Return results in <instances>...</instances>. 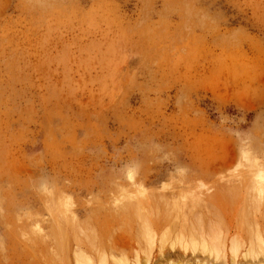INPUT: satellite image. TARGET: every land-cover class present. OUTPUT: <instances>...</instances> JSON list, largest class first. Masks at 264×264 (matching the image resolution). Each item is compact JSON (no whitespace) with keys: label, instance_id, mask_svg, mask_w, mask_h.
Masks as SVG:
<instances>
[{"label":"rangeland","instance_id":"obj_1","mask_svg":"<svg viewBox=\"0 0 264 264\" xmlns=\"http://www.w3.org/2000/svg\"><path fill=\"white\" fill-rule=\"evenodd\" d=\"M262 174L264 0H0V264H264Z\"/></svg>","mask_w":264,"mask_h":264},{"label":"bare ground","instance_id":"obj_2","mask_svg":"<svg viewBox=\"0 0 264 264\" xmlns=\"http://www.w3.org/2000/svg\"><path fill=\"white\" fill-rule=\"evenodd\" d=\"M261 174V173H260ZM263 178H264V175L262 174L261 175ZM136 190H138L139 191V188H135ZM255 193H257V192H255ZM255 193H253V195L255 194ZM258 193H260L261 194V192H258ZM263 193V192H262ZM256 195V194H255ZM258 195V194H257ZM256 195V196H257ZM262 196L260 197V198H262L263 197V195L264 194H261ZM255 199V198H254ZM264 199V198H263ZM259 200V199H258ZM256 203V202H255ZM258 203V202H257ZM132 208V207H131ZM136 208V207H135ZM138 208H139V206H138ZM212 208V207H211ZM124 209V208H123ZM127 209V208H126ZM250 209H252V211H253V208L251 207H249L248 209H244L243 210V216L244 217H246V215L251 211ZM128 210V209H127ZM189 210H191V209H189ZM218 210V212L216 211V210H214L215 212L213 213V212H211L212 214H213V217H215V215H216V217L218 216V218H216V219H218V222H216L215 220H209V225H212V223L213 224H217V225H219L220 223H221V221H223V220H221L222 219V212L221 211H219V209H217ZM250 210V211H249ZM257 210V209H256ZM125 212H126V210H124ZM136 211V210H135ZM169 211H170V209H169ZM180 212V209H178L177 210V212ZM187 211H188V209H187ZM153 212L154 211H150V210H148V209H146V208H144V209H138L137 210V213H134V214H136L137 215V217H135V218H140L141 219V221L143 222V223H146L145 225H147V224H149V226H147L148 227V229H150L151 230V232H154V230H153V228H152V226L154 225L153 223H151V215L153 214ZM165 212V214L164 215H167L168 213H170V212H166V211H164ZM184 212V211H183ZM119 213V212H118ZM157 214L158 213H160V212H156ZM167 213V214H166ZM122 214V213H121ZM200 214L201 213H199V212H193V216H192V220H190V223H183V224H181L180 226H181V235H182V237L179 239V241H181V243L182 244H184L183 246H182V248L185 250V252L187 251L188 252V250H190V245H189V243H192V249L195 251V249H196V247H197V245L199 244L197 241H196V237H195V235H197L196 234V228H203V227H201V226H197V222L200 220V218H201V216H200ZM129 215V214H128ZM168 215H170V214H168ZM134 216V215H133ZM199 216H200V218H199ZM203 216V215H202ZM212 216V215H211ZM185 217V216H184ZM191 217V216H190ZM202 218H204V217H202ZM201 218V219H202ZM74 219V218H73ZM78 219V218H77ZM136 219V220H137ZM198 219V221L196 222V220ZM248 219V218H247ZM75 220V219H74ZM130 220V219H129ZM245 220V219H244ZM249 220V219H248ZM124 221V220H123ZM156 221V220H155ZM163 221V220H162ZM202 220H200V222H201ZM139 222V221H138ZM200 222H198V223H200ZM204 219H203V223H201L200 225H202V226H205V224H204ZM137 223V222H136ZM153 224V225H152ZM195 224H196V226H195ZM249 224V223H248ZM73 225V224H72ZM77 226V225H76ZM88 226V225H87ZM112 226V225H111ZM144 226V225H143ZM160 226V225H159ZM175 226V225H174ZM221 226V225H220ZM78 227V226H77ZM94 227V226H93ZM176 227H177V225H176ZM212 226H209V230H207L208 232H210V228H211ZM213 227H215V226H213ZM258 227V226H257ZM261 227H263L262 225H261ZM261 227H259V228H261ZM57 228V227H56ZM79 229H78V232H79V230H80V232L81 233H84V232H82L83 231V228L81 229V227L79 226L78 227ZM90 228H91V226H90ZM89 228V230H91ZM145 228V227H144ZM173 228H175V227H173ZM85 229H87V228H85ZM147 229V228H146ZM154 229H156V228H154ZM212 229V228H211ZM215 229V228H214ZM213 229V230H214ZM217 229V228H216ZM215 229V230H216ZM246 229V228H245ZM244 229V230H245ZM40 230H42L41 228L38 230L40 233L42 232V231H40ZM82 230V231H81ZM109 230V229H108ZM179 230V229H178ZM199 230V229H198ZM213 230H212V233H213ZM263 230V229H262ZM86 231V230H85ZM139 231H140V229H139ZM147 231V230H146ZM145 231V232H146ZM157 231V230H156ZM186 231L188 232V234L186 235ZM206 231V230H205ZM206 231V232H207ZM218 231V230H217ZM247 231V230H246ZM136 232V231H135ZM141 232V231H140ZM178 232V231H177ZM204 232V231H203ZM208 232L206 233V234H208ZM215 232V231H214ZM92 232H90L89 234L90 235H93V236H97V238H99L98 237V234L97 235H95L96 234V232H94L95 234H91ZM164 233H166L165 231H164ZM167 233H170V232H167ZM198 233V232H197ZM205 233V232H204ZM80 234V233H79ZM100 234V233H99ZM150 234V233H149ZM155 234H158V233H155ZM178 234V233H177ZM251 234V233H250ZM259 234V233H258ZM145 235V234H144ZM176 235V234H175ZM205 235V234H204ZM209 235H211V234H209ZM217 235V234H216ZM219 235H221V234H219ZM93 236H91V237H93ZM147 236V235H146ZM199 236V234L197 235V237ZM200 236L202 237L203 236V233L202 234H200ZM214 236V235H213ZM222 236V235H221ZM257 236V235H256ZM261 236V235H260ZM259 236V237H260ZM54 237V236H53ZM88 237V236H87ZM90 237V239L91 240H93V241H96V239L97 238H95V237H93V239ZM109 237V236H108ZM111 237V236H110ZM113 237V236H112ZM137 237V236H136ZM138 237H140L139 235H138ZM151 237V236H150ZM156 237H158V235H156ZM205 237V236H204ZM210 237V236H209ZM209 237H205V239H207V241L209 242ZM142 238V237H141ZM141 238H139V239H141ZM160 238H162V237H160ZM212 238V237H211ZM219 238V237H218ZM258 238V237H257ZM81 239V238H80ZM89 239V238H88ZM109 239V238H108ZM146 239V238H145ZM166 239V238H165ZM170 239V238H169ZM177 239V238H176ZM201 239V238H200ZM205 239H203L204 241H205ZM227 239V238H226ZM250 239V238H249ZM65 241L64 240V236H61V241ZM151 240V239H150ZM152 240H153V238H152ZM157 240V239H156ZM155 240V241H156ZM162 240H164V239H162ZM203 240H202V243H203ZM258 240V239H257ZM261 240V239H260ZM113 241V240H112ZM142 241V240H141ZM140 241V242H141ZM166 241V240H165ZM213 241V240H212ZM221 241V240H220ZM227 241V240H226ZM259 241V240H258ZM54 242V241H53ZM88 242V241H87ZM139 242V241H138ZM164 241H161V243H163ZM238 242H239V240L238 239H233L232 240V248L234 249V251H237V249H238ZM147 243V242H146ZM160 243V242H159ZM178 243V241L176 242V244ZM219 243V242H218ZM240 243V242H239ZM91 244V243H90ZM93 244L94 245H96V248H95V246H94V248L97 250V251H95L96 253H99L100 252V250L98 249V247H97V244H96V242H93ZM154 244V243H153ZM164 244L166 245L167 244V242H164ZM206 244H210V245H212V242L211 243H207L206 242ZM205 243L204 244H202L203 246H202V248L204 249V251L206 250V252H208L207 251V249H209L208 248V245H206ZM217 244V243H216ZM241 244V243H240ZM124 245V244H123ZM155 245V244H154ZM214 245V244H213ZM218 245V244H217ZM222 245H224V246H227L226 244H222ZM246 245V244H245ZM62 246V245H61ZM104 246V245H103ZM144 246V245H143ZM148 245H146V246H144V247H146L147 249H149L148 247L150 246H148ZM163 246V245H162ZM162 246L160 247V244H159V249L161 250V248H162ZM181 246H178L177 247V245L175 246L174 244H172L171 245V247L172 248H179V247H181ZM86 247V246H85ZM92 247V246H91ZM100 247H101V245H100ZM110 247H112V246H110ZM126 247V246H125ZM168 247H169V245H168ZM210 247V246H209ZM222 247V246H221ZM108 248V247H107ZM146 248H145V250H146ZM166 248V246L165 247H163L162 248V250H161V254H162V256H160V257H162V258H168V257H170V256H173V255H177V251L175 252L173 249H172V251H174V252H172V251H170L171 250V248H168V249H170L169 251H168V249H166L165 251H164V249ZM211 248H212V246H211ZM217 248V247H216ZM93 249V248H92ZM139 249V248H138ZM158 249V250H159ZM180 249V248H179ZM233 249H232V252H234L233 251ZM99 250V251H98ZM112 249H110V251H111ZM136 250V249H135ZM196 250H198V249H196ZM211 250V249H210ZM227 250V249H226ZM54 251H56V250H54ZM103 251H105V249H103ZM138 252H134L133 254L136 256V258H138L137 260H139L140 258L139 257H141L140 256V250H137ZM183 251V250H182ZM194 251H192V252H194ZM213 251H214V247H213ZM215 251H217V250H215ZM77 252V251H76ZM116 252V251H115ZM190 252V251H189ZM198 252V251H197ZM224 252V251H223ZM259 252H263L264 253V243H263V240H261L260 241V243H259V245H253V243H252V248L249 250V255H252V256H259L258 254H259ZM82 253V252H81ZM114 253V252H113ZM120 253V252H119ZM123 253V252H122ZM144 253V252H143ZM142 253V254H143ZM203 253V252H202ZM221 253V252H220ZM236 253V252H235ZM77 254V253H76ZM104 254H106V253H104ZM146 254H149V252L148 253H146ZM194 254H196L195 252H194ZM224 254V253H223ZM256 254V255H255ZM80 255V254H79ZM83 255V254H82ZM85 255V254H84ZM100 255H101V253H100ZM108 255V254H107ZM113 255V254H112ZM116 256H117V254H115ZM115 255L114 256H109V257H111L112 259H113V257H115ZM120 255V254H119ZM145 255V254H144ZM102 256H103V254H102ZM106 256V255H105ZM150 256V255H149ZM145 257V258H147V260L146 259H144V261L146 260V262H144V263H148L149 262V258L150 257ZM158 256V257H159ZM210 256V255H209ZM215 256V255H214ZM224 256H225V254H224ZM79 257V256H78ZM81 257V256H80ZM118 257V256H117ZM122 257H123V255H122ZM157 257V260H159L160 259V257L158 258ZM182 257V256H181ZM251 257V256H250ZM84 258V257H83ZM87 258V261H86V264H93L94 262H91V258H89V257H86ZM170 258H172V257H170ZM185 257L183 256V259H184ZM190 259H191V257H189ZM193 259V262L195 261L194 259L196 258V259H198L197 257H192ZM205 258V257H204ZM204 258H201V260H199V262L200 263H204V264H207L208 262L206 261L207 259H204ZM208 258V257H207ZM232 258V257H231ZM258 258V257H257ZM260 258V257H259ZM82 259V258H81ZM98 259V258H97ZM107 259H108V257H107ZM111 259V260H112ZM115 259V258H114ZM124 259V258H123ZM156 259V258H155ZM254 259V258H253ZM262 259V258H261ZM73 260H74V258H73ZM79 260V259H78ZM85 260V259H84ZM117 260H118V258H117ZM128 260V259H127ZM137 260L135 261V262H137ZM165 260V259H164ZM168 261L170 260L169 258L167 259ZM172 260V259H171ZM192 260H189L188 259V262H192ZM210 260H212V259H210ZM235 260V259H234ZM264 260V259H263ZM99 261V260H98ZM107 261V260H106ZM113 261V260H112ZM115 261V260H114ZM120 261V260H119ZM143 261V260H142ZM163 261V260H162ZM162 261L160 262L161 264H162ZM172 261H174V260H172ZM177 261V260H176ZM233 261V260H232ZM236 261V260H235ZM234 261V262H235ZM109 262V261H108ZM178 262V261H177ZM188 262H186V263H188ZM196 262H197V260H196ZM233 262V263H234ZM111 263H113V262H111ZM110 263V264H111ZM115 263V262H114ZM113 263V264H114ZM117 263H118V261H117ZM117 263H115V264H117ZM120 264H121V262H119ZM125 263V262H124ZM132 263V262H131ZM154 263V262H153ZM159 263V261L157 262V261H155V264H158ZM159 263V264H160ZM166 263V262H165ZM165 263H163V264H165ZM169 263H171V264H173L174 262H171V261H169ZM180 264L181 263H183V262H179ZM209 263H210V261H209ZM214 263V262H213ZM236 263V262H235ZM234 263V264H235ZM241 263V262H240ZM80 264V263H79ZM97 264V263H96ZM137 264H139L138 262H137ZM142 264V263H141ZM167 264V263H166ZM175 264V263H174ZM183 264H185V261H184V263ZM211 264H212V262H211ZM218 264V263H217ZM244 264V263H243Z\"/></svg>","mask_w":264,"mask_h":264}]
</instances>
